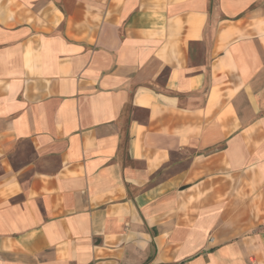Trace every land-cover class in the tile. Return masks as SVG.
<instances>
[{"label": "crops", "instance_id": "obj_1", "mask_svg": "<svg viewBox=\"0 0 264 264\" xmlns=\"http://www.w3.org/2000/svg\"><path fill=\"white\" fill-rule=\"evenodd\" d=\"M0 264H264V0H0Z\"/></svg>", "mask_w": 264, "mask_h": 264}]
</instances>
